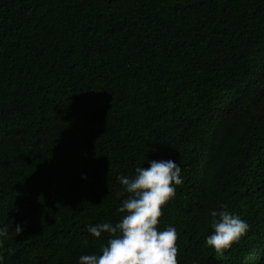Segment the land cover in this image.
Instances as JSON below:
<instances>
[{
  "label": "trees",
  "instance_id": "trees-1",
  "mask_svg": "<svg viewBox=\"0 0 264 264\" xmlns=\"http://www.w3.org/2000/svg\"><path fill=\"white\" fill-rule=\"evenodd\" d=\"M161 159L178 264H264V0H0L2 264L99 253L116 176ZM222 205L250 227L221 254Z\"/></svg>",
  "mask_w": 264,
  "mask_h": 264
},
{
  "label": "clouds",
  "instance_id": "clouds-1",
  "mask_svg": "<svg viewBox=\"0 0 264 264\" xmlns=\"http://www.w3.org/2000/svg\"><path fill=\"white\" fill-rule=\"evenodd\" d=\"M147 163V168L136 167L132 176H116L123 191L129 194L117 209L123 215L115 224L87 226L93 237L98 238L103 232L110 235L99 253L82 254L77 264H178L175 226L158 230L157 225L162 206L175 197L176 186L183 182L181 167L173 159L147 160ZM209 215L213 231L205 237V245L217 253L230 249L249 230L247 221L223 205ZM23 232V223H17L16 235L22 236ZM7 234V225L0 226V238Z\"/></svg>",
  "mask_w": 264,
  "mask_h": 264
}]
</instances>
